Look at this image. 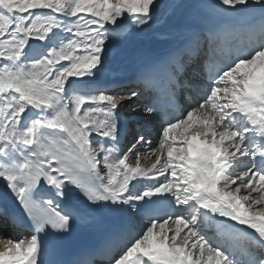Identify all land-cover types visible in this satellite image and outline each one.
<instances>
[{
    "label": "snow or ice",
    "instance_id": "1",
    "mask_svg": "<svg viewBox=\"0 0 264 264\" xmlns=\"http://www.w3.org/2000/svg\"><path fill=\"white\" fill-rule=\"evenodd\" d=\"M217 6L258 13L254 38L210 68V83L181 85L198 100L155 146L139 135L121 154L119 109L139 94L86 85L104 70L117 29L147 25L157 0H0V181L31 222L30 235L0 233V264H46L42 235L69 232L74 213L147 205L170 211L149 216L109 264H264V0ZM45 192L88 203L64 210ZM205 228L244 236L247 248L226 249Z\"/></svg>",
    "mask_w": 264,
    "mask_h": 264
},
{
    "label": "bare ground",
    "instance_id": "2",
    "mask_svg": "<svg viewBox=\"0 0 264 264\" xmlns=\"http://www.w3.org/2000/svg\"><path fill=\"white\" fill-rule=\"evenodd\" d=\"M195 3L210 4L218 7L219 0H157L156 10L147 25L135 26L124 22L117 29V35L113 42L108 45L109 56L104 70L91 83L86 85L89 89H102L111 95L125 94L130 91H135L139 94L137 99L125 101L119 109L118 147L121 154L126 152L135 142H132V139L136 134L143 135L148 141H151L152 146H155L158 142V135L166 124L163 119L157 118L154 113L145 111V105L149 106L150 104L149 101L147 103L143 101L148 91L145 90L136 73L132 71L133 64L140 57L150 52L163 56L162 63L159 66V71L162 72V83L166 85L165 87L170 91L171 95L172 91H175V103L177 104L178 114H182L183 110L198 100L194 92L187 86L182 87L181 85H184L187 81H193L198 85L205 84L203 76L205 74V63L208 58V45L213 42V39L210 38L209 34L194 31L195 37L192 41H189L188 37L191 33H184L177 29V20L181 12ZM177 57L181 58L184 64V68L180 72L175 71V59ZM172 76L177 79V85L169 84ZM119 84L121 86L113 87ZM96 139L98 138L93 136V140ZM138 148L143 153L148 150L149 145L141 144L138 145ZM132 162L134 163V160ZM150 163V160L142 156V164L147 166ZM142 183L151 182L145 181ZM0 190L6 192L7 200L12 201L14 206H20L3 181H0ZM45 195H51L54 200L61 203V200L57 199L52 192H45ZM174 210L179 211L176 205ZM201 211L204 210L202 209ZM184 214L188 215L187 212ZM214 219L226 220V218L218 216L214 217ZM123 222V236L119 248L138 233L141 229H136V227L140 226L142 228L147 220L143 217L140 210L130 214L124 213ZM226 223L234 224L232 221H226ZM235 227L240 228L243 226L236 225ZM205 231L210 238L215 237L214 243L226 249L236 250L239 253L244 248H247V239L244 236L230 235L227 232L223 236L215 235V231L207 228H205ZM247 231L250 232L251 230ZM1 232L8 237L27 236V231L16 228L15 223L10 218L3 216L0 217ZM2 246L0 245V247ZM104 264H109V262Z\"/></svg>",
    "mask_w": 264,
    "mask_h": 264
},
{
    "label": "rangeland",
    "instance_id": "3",
    "mask_svg": "<svg viewBox=\"0 0 264 264\" xmlns=\"http://www.w3.org/2000/svg\"><path fill=\"white\" fill-rule=\"evenodd\" d=\"M125 22H126V21H125ZM117 93H118V92H117ZM118 94H121V93H118ZM192 94H193V93H192ZM143 101H144V100H143ZM195 102H196V101H194L192 104L194 105ZM187 104H189V103H187ZM187 104H185V105L187 106ZM191 106H192V105H191ZM191 106H189V107H191ZM189 107H188V108H189ZM188 108H187V109H188ZM138 136H139V134H136V136L132 139V142L135 141L136 138H137ZM136 229H141V228H140V226H137Z\"/></svg>",
    "mask_w": 264,
    "mask_h": 264
}]
</instances>
